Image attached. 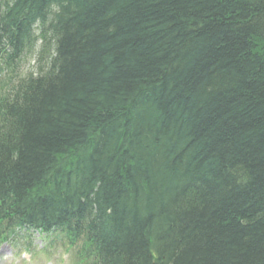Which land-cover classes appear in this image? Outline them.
I'll use <instances>...</instances> for the list:
<instances>
[{"label":"trees","instance_id":"trees-1","mask_svg":"<svg viewBox=\"0 0 264 264\" xmlns=\"http://www.w3.org/2000/svg\"><path fill=\"white\" fill-rule=\"evenodd\" d=\"M3 226L79 264H264V0H0Z\"/></svg>","mask_w":264,"mask_h":264},{"label":"rangeland","instance_id":"rangeland-1","mask_svg":"<svg viewBox=\"0 0 264 264\" xmlns=\"http://www.w3.org/2000/svg\"><path fill=\"white\" fill-rule=\"evenodd\" d=\"M37 48L38 46L36 50ZM35 59L34 52L27 55L20 65L22 73L34 72L32 70L35 68ZM51 237L52 235L47 238L42 232L34 230L18 232L15 238L0 242V264H25L22 261L21 250L25 249L28 243L36 246L32 250L34 255L30 264H46V262H49L48 264H77L66 246H49L48 242ZM46 247H49L47 252L44 250Z\"/></svg>","mask_w":264,"mask_h":264},{"label":"bare ground","instance_id":"bare-ground-1","mask_svg":"<svg viewBox=\"0 0 264 264\" xmlns=\"http://www.w3.org/2000/svg\"><path fill=\"white\" fill-rule=\"evenodd\" d=\"M32 71H34L35 72V70L33 69ZM20 205V213L22 214V215H24V214H27L28 212H30L29 211V208H28V206L26 205V204H19ZM5 216H8L7 217V219H12L13 218V216H11V215H3V217H5ZM5 226H3L1 229H0V236H3L4 235V228ZM16 236H14V238H15Z\"/></svg>","mask_w":264,"mask_h":264}]
</instances>
